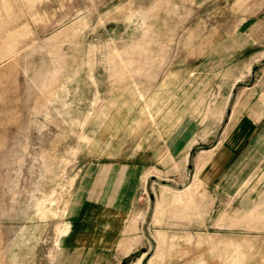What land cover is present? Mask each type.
<instances>
[{"label": "rangeland", "instance_id": "obj_1", "mask_svg": "<svg viewBox=\"0 0 264 264\" xmlns=\"http://www.w3.org/2000/svg\"><path fill=\"white\" fill-rule=\"evenodd\" d=\"M263 64L264 0H0V264H52L86 174L181 178L189 132ZM237 203L156 264H264V208Z\"/></svg>", "mask_w": 264, "mask_h": 264}, {"label": "crops", "instance_id": "obj_2", "mask_svg": "<svg viewBox=\"0 0 264 264\" xmlns=\"http://www.w3.org/2000/svg\"><path fill=\"white\" fill-rule=\"evenodd\" d=\"M254 68V67H253ZM250 72L247 82L234 81L227 91L211 144L191 130L181 178L156 176L145 169H99L79 183L68 209L67 230L53 251L52 264H141L153 243L147 264L160 256L188 255L190 240L223 237L228 227H216L211 217L230 202L244 209L253 192L254 216L264 208V64ZM253 70V69H252ZM199 128L201 124H197ZM191 170L188 169L190 151ZM175 158L178 156L179 150ZM92 175L94 179H91ZM155 176L167 181L151 183L153 208L149 213L146 181ZM252 178L253 184H250ZM142 188L143 195L137 199ZM140 210L136 228L129 222ZM152 243H151V241ZM205 252L201 253H206ZM180 255V256H181ZM182 263V260H177ZM175 262V261H174ZM176 263V262H175Z\"/></svg>", "mask_w": 264, "mask_h": 264}, {"label": "water", "instance_id": "obj_3", "mask_svg": "<svg viewBox=\"0 0 264 264\" xmlns=\"http://www.w3.org/2000/svg\"><path fill=\"white\" fill-rule=\"evenodd\" d=\"M256 69L257 68L254 67L252 72L256 71ZM193 152H194V150L190 151V153H189V158H188V169L189 170H191L190 160H191V156H192ZM153 182L158 183V184H162V185L168 184L167 181L160 180L159 178H157L155 176H151V177H149L147 179V181H146V192H147V194L149 196V201H150L149 213L148 214L151 213L152 208H153V195H152V193L150 192V189H149L150 184L153 183ZM150 241H151V239H150ZM151 243H152V241H151ZM152 254H153V243H152V247H151L149 253H147L146 256L142 259L141 264H147V261L149 260V258L151 257Z\"/></svg>", "mask_w": 264, "mask_h": 264}]
</instances>
